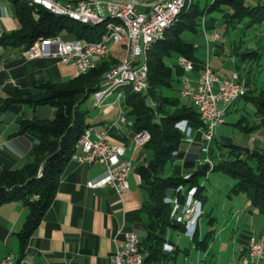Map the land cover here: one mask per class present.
<instances>
[{
  "label": "trees",
  "instance_id": "obj_1",
  "mask_svg": "<svg viewBox=\"0 0 264 264\" xmlns=\"http://www.w3.org/2000/svg\"><path fill=\"white\" fill-rule=\"evenodd\" d=\"M10 1L15 4L21 28L2 35L0 44H17L26 49L35 40L60 32H65L70 38L96 41L106 30L104 24H82L34 5L31 0ZM222 5L229 7V17L224 21L227 27L238 23L246 27L264 23V0H256L253 4L242 0H209L203 4L200 0H188L164 36L147 52L148 87L145 92L134 91L130 87L123 89L122 106L131 118L135 132L148 130L150 133L144 146L152 154V163L137 167L143 181L152 188L151 197L144 205L149 219L145 225V235L139 240L144 252L142 264H178L180 247L167 233L168 230L183 231L184 227L179 222L183 217L173 215L169 197H175L181 205H185L186 192L202 200L206 198V187L201 183V178L208 174L209 166L206 163H196L193 158H188L185 160L186 166L194 169L189 171L187 177L175 173L164 174L166 163H173L183 156L181 146L184 133L180 122L201 123L193 104L180 105L176 79L167 58L180 55L195 65L198 47L185 41L182 34L186 30L196 33L203 15ZM262 54L264 52L258 50H246L240 54V59L255 62ZM117 63L119 57L111 54L78 76L64 81H47L40 86L37 94L7 100L6 104L29 102L34 106L48 104L54 108L52 118L32 117L22 123V131L31 130L38 137L31 159L19 168L0 170V204L20 199L28 208L24 224L17 232L22 251L54 199L65 164L72 158L78 140L89 127L87 110L82 105L99 88L105 73ZM251 67L244 74L246 90L241 98L253 104L258 124L264 125V83L258 88L253 87ZM235 123L246 133L258 126L251 125L244 114ZM227 148V156L217 164V168L233 179L229 196L243 194L264 214V146L250 147L231 142ZM213 220L214 217L209 216L208 222ZM190 241L196 249L205 251L210 236L208 231L200 236L196 230ZM166 244H170L172 249L165 248Z\"/></svg>",
  "mask_w": 264,
  "mask_h": 264
},
{
  "label": "crops",
  "instance_id": "obj_2",
  "mask_svg": "<svg viewBox=\"0 0 264 264\" xmlns=\"http://www.w3.org/2000/svg\"><path fill=\"white\" fill-rule=\"evenodd\" d=\"M149 3V0L139 1L138 6L144 9ZM228 17V12L215 9L206 14L202 25L199 26L198 31L202 30L206 36L207 55H210V52L213 56L221 55L223 51L221 49L224 47L223 44H219L221 35L219 30H224V21ZM20 28L21 22L16 14L15 4L10 0H0V37ZM63 34L65 38H70ZM236 48L238 49L237 46ZM246 50L248 49L233 50L237 67L236 59L238 57L240 59V54ZM120 51L113 48V54L119 59L123 55ZM181 57L176 55L174 64L168 61L167 63L171 66L176 79V94L180 101H189L192 104L190 97L181 95V76L184 73L178 70V66L182 67ZM196 57L197 62L193 70L188 72H194L195 68L198 70L197 78L189 77L193 86L200 75L203 63H209L207 58H199L197 53ZM75 70L73 63H63L54 57L30 58L22 46L0 44V170L19 168L32 157L31 152L38 142V137L31 130L22 131L23 121L32 117L54 116V108L48 104L37 106L29 102L6 104L7 100L20 95L37 94L43 83L70 79L74 77ZM177 82L181 83L180 87ZM86 103L92 109L91 113L88 108L86 109L88 116L86 120L92 129L91 138L103 133L108 141L124 145L125 155L132 163V170L128 175L129 186L123 191H118L108 184L89 187L88 181H99L104 176L103 165L72 157L63 168L54 199L26 241L23 251L17 232L24 224L28 208L20 199L0 204V256L12 254L14 264H110L111 255L117 246L126 240L129 233H135L139 240L145 235V225L149 217L144 205L151 197L152 188L143 181L137 167L140 164L150 165L152 154L144 145L136 144L134 140L136 132L126 111V120L119 118V105L114 94L104 99L103 108L95 106L91 97ZM184 126L181 146L183 156L173 163H166L165 175L172 173L182 175L185 172L189 174L194 168L186 166L185 160L193 158L197 163L203 153L205 154L200 147L204 140L200 125L187 121ZM221 139L227 143L230 137L222 135ZM210 151L212 154V148ZM232 184L233 181H230L231 186ZM231 186L227 191V202H232V206L224 213L225 221L218 228L216 235L222 236L224 230L231 225L228 235L231 241L229 254L225 256L221 254L229 245L224 239L219 242L220 251L215 252L212 243L207 250L201 251L190 241L191 235L188 236L189 243L183 245L181 237L175 236L177 231L168 230L167 234L173 237L181 250L177 256L178 264H204L200 260L207 256L211 257L210 264H239L244 255L242 254L244 238L250 233L255 236L264 233L262 213L243 194H234V198L229 196ZM206 195L208 197L207 193ZM209 214L214 220L208 222L207 217V222L214 225L217 216L212 215L211 211ZM236 237L240 240H235ZM168 246L172 248L170 244ZM191 249L194 253L190 256ZM261 264H264V259L261 260Z\"/></svg>",
  "mask_w": 264,
  "mask_h": 264
},
{
  "label": "built area",
  "instance_id": "obj_3",
  "mask_svg": "<svg viewBox=\"0 0 264 264\" xmlns=\"http://www.w3.org/2000/svg\"><path fill=\"white\" fill-rule=\"evenodd\" d=\"M139 1L143 0H37V3L43 8L55 7L72 11L90 20L107 12H122L132 25L133 49H131L130 63L121 67L117 73H124L130 79H134L141 92H145L144 79L148 76H144L142 67L143 48L145 44H149V38L155 35L159 26L167 21L173 12H176L181 0H149L150 3L144 9L139 8ZM102 4L104 10L100 9ZM115 29L120 28L109 25L96 41L75 37L65 38L63 33H58L35 40L25 49V52L30 58L54 57L63 63H73L76 67L75 72H86L90 69V65H98L99 57L106 56L111 46L119 45L114 37ZM180 63L184 68L181 76V95L190 97L198 112L204 139L210 141L214 137L216 126L224 122L227 103L237 102L245 94L243 90L245 78H241L237 72H233L229 77H221L209 64H204L193 86L187 75L194 68L193 62L181 57ZM120 92H123V88L119 86H116L113 92L94 91L93 104L103 108L106 97L120 94ZM118 105L119 118L124 121L126 115L121 99ZM91 133L92 129L88 127V132L83 133L78 140L77 149L72 156L79 160L99 162L103 165L104 176L99 181H88L87 185L94 187L108 184L118 191L127 189L129 182H124V175L130 173L132 163L125 155L124 145L108 141L103 133L91 138ZM144 138H147V135L143 132H136L134 135L137 145H141ZM193 205H196L194 201L187 203V212ZM195 222L196 220L186 221V224L193 225ZM143 255L138 236L131 232L111 255L110 264H142ZM262 256H264V233L260 236L250 235L246 255L240 264H258ZM0 264H14V256L12 254L0 256Z\"/></svg>",
  "mask_w": 264,
  "mask_h": 264
},
{
  "label": "rangeland",
  "instance_id": "obj_4",
  "mask_svg": "<svg viewBox=\"0 0 264 264\" xmlns=\"http://www.w3.org/2000/svg\"><path fill=\"white\" fill-rule=\"evenodd\" d=\"M205 1H209V0H200V3L203 4L205 3ZM246 2L248 4H253L256 2V0H247ZM100 9L104 10L103 4L100 5ZM217 9H221L229 13V7L226 5H222ZM205 16L206 14L203 15V17L200 19L201 22L200 26L202 25ZM219 32L221 33L219 44H223L224 47L223 49H221L223 51H221L220 56H213L211 52L210 55H207L206 52L207 41H206L205 33L202 30H199L197 33H193L191 31L186 30L183 32L182 37L185 41L192 42L195 46H199L196 52L197 56H199V58L202 59L207 58L212 68L221 77H229L233 72H237L239 73V76L245 78L244 74L246 70L250 68V66L252 65L251 71H252V78L254 79L253 87L254 88L260 87L262 83H264V54H262L255 62H248V61L245 62L240 60L238 57L236 59V62L238 63V67H237L235 65V61L233 58V50L238 51L239 49L242 50L246 48L248 50H258L264 52V23L253 25L251 27H246L243 23H238L234 26L232 25L228 27L225 26L224 30L223 29L219 30ZM236 46L238 47V49L236 48ZM113 48L119 51L121 50L120 52H123V49H121L120 45H115ZM113 53L114 52L112 51L111 54ZM175 59H176V55H172L167 58V61L168 63L174 64ZM209 63L206 62L203 63V65ZM196 69L197 68H195V71L192 73H187V75H190L189 77L192 78H197L198 70ZM178 70L180 73H183L184 72L183 66L182 67L178 66ZM177 83L178 86L180 87L181 83L180 82ZM90 97L92 98V95ZM179 103L180 105L181 104L191 105L189 101L188 102L180 101ZM82 107L86 109L88 108L87 110L89 111V113H91L92 109L90 108L89 104L85 103L82 105ZM242 114L247 116L249 123L251 125L258 124L259 121L254 114L253 104L246 103L244 99L240 98L237 102H233L231 104V106L227 110V113L224 115V122L216 126L214 130V137L210 141H205L204 139L200 145L201 150L205 151V154L207 155L204 156L205 154L203 153L202 157L198 159L197 163L199 162L206 163L209 166L207 171L208 176H204L201 178V183L205 184L206 193L208 194L209 199L207 195L206 198L202 200L198 197L192 196L191 192H186L185 204L190 203L191 201H194L196 203L195 215L192 218L193 221L196 220V222L193 225L190 224L187 225L185 218H180L179 222L183 225L184 230L177 231L178 234L176 233L175 236L178 235L181 237V240L183 241L182 243L183 245L189 243L188 236L191 235L192 237L193 234L196 232V230L197 233L201 235H203L206 231H208V234L210 236L209 245L212 243L211 246L213 247L215 252L218 250L220 251L219 242L222 239H224L225 242H228L229 245L226 250L224 249L223 252H221V254L224 256L228 255L229 254L228 252L231 250V241L229 240V236H228L231 230V225L224 230L222 236L216 237V235L218 228L225 221L223 220L225 219L224 213L228 211L229 208H231L232 206V202L230 203L229 201L227 202V196H228L227 191L228 188L231 186L230 181H233V179L229 175H227L223 170L217 168V164L222 159L226 158L228 152L227 145L231 142H237L239 144L240 143L249 144L252 147L264 146V125L258 124V126L253 131H251L250 133H246L235 123ZM185 122H187V120H182V122H180V126L183 127ZM222 135L230 137L231 140L229 139V141L225 143L226 141L221 139ZM141 145L144 144L142 143ZM211 148H212V154L209 153L211 152L210 151ZM182 175L187 177L189 174L185 172ZM232 197L234 198L235 195L232 194ZM169 200H171V203L173 205V212H172L173 215L175 216L182 215L183 212L181 209L184 205L177 203L176 198L173 196L169 197ZM204 207H206V209ZM209 211H211L212 215L217 216V221L214 223V225H211L207 222V217H209L210 215ZM261 217H264V214H262ZM233 223L234 220L232 224ZM250 235H255V234L250 233L249 236ZM249 236H247V238H244L243 240L244 251L241 252L244 255L241 260H243L246 255V246ZM235 240H240V238L236 237ZM165 248L172 249L167 244L165 245ZM193 253L194 251L193 249H191L190 256L193 255ZM262 259H264V256H262L259 259L258 264H261ZM210 260L211 257L207 256L204 260L201 259L200 262H203L204 264H210Z\"/></svg>",
  "mask_w": 264,
  "mask_h": 264
},
{
  "label": "bare ground",
  "instance_id": "obj_5",
  "mask_svg": "<svg viewBox=\"0 0 264 264\" xmlns=\"http://www.w3.org/2000/svg\"><path fill=\"white\" fill-rule=\"evenodd\" d=\"M34 5H39L37 3V0H31ZM190 1V0H189ZM188 4V0H181L180 4L178 5V9L176 12H173L171 14V17L167 19V21H164L161 26L156 30L155 35L151 38H149V44H145L143 51H142V67L144 68V76H148V61H147V52L149 48L158 40H160L164 34L166 29L175 21V18L177 14ZM47 10H50L51 12L59 15H64L72 20H75L77 22H80L82 24H89V25H98V24H104L105 29L108 28L109 25H116V27H119L120 29L114 30V37L116 42L121 46V49H123V55L121 56V59L119 63L113 67L112 69L108 70L105 73V78L100 84L99 88L96 90L98 92H113L116 89V86H119L120 88L130 87L134 91L140 92L139 86L136 84L134 79H130L128 75L124 73H117L120 71L121 67L127 66L130 63L131 60V49H133V38H132V25L130 22L126 20L124 17V14L122 12H107L104 14H101L100 16L94 17L90 19H86L85 16H81L78 13H74L72 11H67L65 9L55 8V7H44ZM65 33V32H60ZM113 47L111 46L108 49V54L106 56L99 57V63L109 57V55L113 51ZM97 65H90V69L95 67ZM212 68V67H211ZM84 72H75L74 76H78L79 74ZM114 74V75H113ZM113 75V76H111ZM108 76H111L107 79ZM242 78V77H241ZM148 87V77H145L144 79V88L146 89ZM243 90H246V83L245 80H243ZM125 93V92H124ZM115 95V101L120 104V99L122 100L124 97L123 92H120V94H114ZM233 102L227 103V110L231 106ZM88 128L85 129L83 133H87ZM138 132L146 133L147 138H144L143 142L141 144H145L147 140L150 138V133L147 130H141ZM83 136V134H82ZM81 136V137H82ZM80 137V138H81ZM128 175H124V182H128ZM182 210V217L186 218V221H193V216L195 215V205L192 206L187 212V204L183 206Z\"/></svg>",
  "mask_w": 264,
  "mask_h": 264
}]
</instances>
